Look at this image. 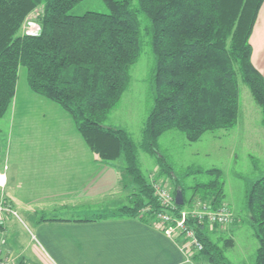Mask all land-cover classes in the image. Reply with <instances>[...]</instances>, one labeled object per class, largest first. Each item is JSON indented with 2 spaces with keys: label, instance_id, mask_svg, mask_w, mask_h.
I'll use <instances>...</instances> for the list:
<instances>
[{
  "label": "trees",
  "instance_id": "1",
  "mask_svg": "<svg viewBox=\"0 0 264 264\" xmlns=\"http://www.w3.org/2000/svg\"><path fill=\"white\" fill-rule=\"evenodd\" d=\"M78 1L0 0V116L11 106L24 65L31 89L69 112L99 159H124V172L136 189L128 203L97 216L131 215L150 222L163 205L140 167L137 144L127 129L104 122L121 99L140 54L138 15L144 13L156 67L141 146L159 157L160 173L171 177L173 192L181 190L183 202H177V211L197 199L213 207L224 204L221 168L190 167L183 176L212 177L196 181L186 196V186L158 155V140L171 128L197 140L208 130L233 127L239 115V77L260 106L264 127V75L252 61L250 42L263 0H103L107 12H70ZM39 6L41 29L21 33L23 20ZM246 204L258 240L255 264H264V175L247 191ZM191 224L203 242L195 256H205L212 264H232L225 253L234 243L232 236L215 239L212 231L218 223ZM24 259L20 263L28 264Z\"/></svg>",
  "mask_w": 264,
  "mask_h": 264
},
{
  "label": "crops",
  "instance_id": "2",
  "mask_svg": "<svg viewBox=\"0 0 264 264\" xmlns=\"http://www.w3.org/2000/svg\"><path fill=\"white\" fill-rule=\"evenodd\" d=\"M250 42L252 61L264 75V0ZM7 114L0 196L32 221V239L39 245H28L29 238L23 249L40 257L39 264H190L200 259L195 256L197 251L188 259L179 242L152 220L131 215L97 216L120 206L124 199L128 203L136 185L124 172L125 163L99 159L69 112L30 88L24 65L19 67ZM99 207L103 211H95ZM86 208L93 212L83 216L48 214ZM0 221L10 222L7 218Z\"/></svg>",
  "mask_w": 264,
  "mask_h": 264
},
{
  "label": "rangeland",
  "instance_id": "3",
  "mask_svg": "<svg viewBox=\"0 0 264 264\" xmlns=\"http://www.w3.org/2000/svg\"><path fill=\"white\" fill-rule=\"evenodd\" d=\"M87 10L107 12L109 9L103 0H80L71 7L70 12L83 13ZM41 11L39 6L28 13L22 22L21 33H36L41 29L39 19ZM138 17L141 32L140 54L131 65L130 79L121 99L104 122L127 129L137 144L139 163L144 174L149 176L151 182L154 179L161 180L174 189L171 177L160 173L159 157L141 146L144 136L143 126L154 98L153 78L156 57L146 32L149 19L144 13H139ZM28 30L31 32H27ZM8 111L0 116V157L5 152L8 142ZM158 155H163L165 162L172 167V172L178 175L180 182L186 186V196L192 193L191 185L196 181L208 180L212 177L206 173L183 176L190 167L222 169L224 204L231 208L234 217L231 222L214 229L212 236L215 239L222 234L233 237V245L225 249L226 256L232 264H255L258 240L247 208L246 194L253 182L264 175V127L261 123L260 106L253 98L248 85L239 77V115L233 127L208 130L197 140L188 139L179 129H168L158 140ZM115 161L124 164L123 157ZM123 203H127V200H122L119 205ZM95 211H103V208H96ZM90 212L93 210L89 208L76 212L63 209L48 211V214L68 213V215L83 216ZM5 218L10 222L6 225L7 222L0 221L4 224L0 226V264H22L20 260L24 257L26 258L24 261L26 260L28 264H39L40 257L38 259L37 256L28 255L29 251L23 249L29 238L32 241H29L28 245L34 247L39 245L37 240L32 239L34 232L32 221L19 210L18 215L8 214ZM193 254L194 252L192 256ZM199 258L196 261L191 260L190 264H212L205 256Z\"/></svg>",
  "mask_w": 264,
  "mask_h": 264
},
{
  "label": "built area",
  "instance_id": "4",
  "mask_svg": "<svg viewBox=\"0 0 264 264\" xmlns=\"http://www.w3.org/2000/svg\"><path fill=\"white\" fill-rule=\"evenodd\" d=\"M27 32L31 31L28 30ZM152 185L163 208L155 211L151 220L158 224L165 234L179 242L188 259L191 258L190 256L194 251L203 248V242L192 226L191 220L200 223L207 222L210 225L216 223L223 225L231 222L234 217L233 211L228 205L222 204L213 207L209 202L201 199H197L192 205L177 211L175 193L170 184L154 179ZM144 210H149V207H145ZM8 214L18 215V210L11 201L4 196H0V220Z\"/></svg>",
  "mask_w": 264,
  "mask_h": 264
},
{
  "label": "water",
  "instance_id": "5",
  "mask_svg": "<svg viewBox=\"0 0 264 264\" xmlns=\"http://www.w3.org/2000/svg\"><path fill=\"white\" fill-rule=\"evenodd\" d=\"M175 200L178 203L183 202V196H182V192L180 189H178L177 192L175 193Z\"/></svg>",
  "mask_w": 264,
  "mask_h": 264
}]
</instances>
